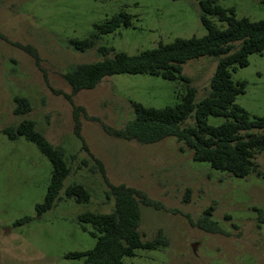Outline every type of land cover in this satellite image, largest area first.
<instances>
[{"label": "rangeland", "instance_id": "1", "mask_svg": "<svg viewBox=\"0 0 264 264\" xmlns=\"http://www.w3.org/2000/svg\"><path fill=\"white\" fill-rule=\"evenodd\" d=\"M201 1L0 0V32L34 46L39 54L37 61L0 38V264L84 263L83 258L66 257L96 243L92 226L84 229L79 214L113 208V200L106 197L108 181L91 153L103 162L110 182L142 189L162 204L161 208L141 204L140 230L145 239L161 232L168 244L138 249L135 256L125 258V264H264V175L237 177L214 169L209 162L195 161L193 151L176 137L141 143L114 137L104 128L105 124L123 127L134 116L131 101L156 107L179 102L186 89L183 81L146 73L107 76L94 88L72 95L86 112L78 117L88 149L75 132L77 115L67 97L72 86L65 73L103 55L98 46L77 50L69 39L88 36L96 23L122 10L132 16V25H122L99 40L115 51L136 53L175 37L201 36L207 32ZM216 1L234 6L238 17L264 19V0ZM216 65L217 58L207 55L183 65V73L197 88L196 101L209 93ZM233 78L247 82L237 102L251 115L263 116L264 54H251L249 64L239 67ZM16 95L30 99L29 112H14ZM25 118L33 119L39 131L64 148L71 166L65 185L85 184L92 194L89 202L78 203L62 190L63 198L55 206L38 213L36 205L44 201L50 182L51 161L34 142L24 136L11 139L3 132ZM221 121L210 116V122ZM256 161L264 173L263 152ZM207 209L222 232L200 227L199 219ZM23 217L30 219L15 224Z\"/></svg>", "mask_w": 264, "mask_h": 264}, {"label": "trees", "instance_id": "2", "mask_svg": "<svg viewBox=\"0 0 264 264\" xmlns=\"http://www.w3.org/2000/svg\"><path fill=\"white\" fill-rule=\"evenodd\" d=\"M201 7V20L207 29L204 35L175 37L170 42L160 41L157 46L136 53L115 51L113 47L99 44L104 34L122 25H132V16L124 10L96 23L88 36L69 39V44L77 50L86 51L98 46L103 55L99 60L72 66L65 73L72 86V93L67 94V97L73 103L77 115L75 132L85 147L87 145L80 132L78 113L86 112L82 106L75 104L72 95L82 89L94 88L107 76L146 73L183 81L186 89L180 101L163 107L131 101L134 116L120 128L105 124L108 134L141 143L176 137L193 151L195 161L209 162L214 169L227 171L237 177H246L251 173L264 175L256 161L257 155L264 153V115H251L237 102L238 95L246 92L247 82L233 78V73L239 67L249 64L251 54H264V19L238 17L234 6L225 7L216 0H202ZM212 17L225 25H218ZM0 38L28 51L39 60L34 46L12 41L1 32ZM111 52L113 56L109 55ZM205 55L217 58V65L209 93L196 101L197 88L191 78L183 73V65L190 59ZM14 101L15 113L25 114L31 110L27 96L16 95ZM210 116L220 117L222 121L210 122ZM190 119L192 122H189ZM3 132L11 139L24 136L34 142L51 161L50 182L44 201L36 205L38 213L42 214L55 206L63 198L62 190L78 203L91 200V191L82 182L65 185L71 174L65 150L54 145L39 131L33 119L25 118L16 126L5 127ZM181 149L184 147L181 146ZM91 155L108 181L106 197L113 200V208L108 212L85 210L79 214L84 229L89 230L88 224L92 226L90 233L96 238V243L90 249L70 252L66 257L83 258V264H125V258L135 256L138 249H155L161 244L167 245L168 240L161 232L153 239H145L140 230L141 204L161 208L160 201L142 189L110 182L103 162L93 153ZM210 209L199 219L200 227L210 232H222L217 221L211 218ZM259 211V218L262 219L263 210L259 208ZM29 219L23 217L15 224Z\"/></svg>", "mask_w": 264, "mask_h": 264}, {"label": "water", "instance_id": "3", "mask_svg": "<svg viewBox=\"0 0 264 264\" xmlns=\"http://www.w3.org/2000/svg\"><path fill=\"white\" fill-rule=\"evenodd\" d=\"M193 250L196 251L197 243L192 244Z\"/></svg>", "mask_w": 264, "mask_h": 264}]
</instances>
